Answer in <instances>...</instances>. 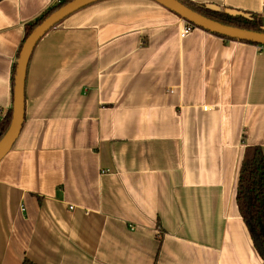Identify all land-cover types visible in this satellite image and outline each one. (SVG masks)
Returning a JSON list of instances; mask_svg holds the SVG:
<instances>
[{"label":"crops","instance_id":"0c3cea01","mask_svg":"<svg viewBox=\"0 0 264 264\" xmlns=\"http://www.w3.org/2000/svg\"><path fill=\"white\" fill-rule=\"evenodd\" d=\"M59 1H0V121L26 25ZM190 1L264 21V0ZM185 26L102 0L38 42L0 161V264H264L236 200L264 147V46Z\"/></svg>","mask_w":264,"mask_h":264},{"label":"water","instance_id":"95a60500","mask_svg":"<svg viewBox=\"0 0 264 264\" xmlns=\"http://www.w3.org/2000/svg\"><path fill=\"white\" fill-rule=\"evenodd\" d=\"M99 1L102 0H70L46 17L24 40L15 66L12 119L6 133L0 139V161L11 150L23 127L25 118V87L27 69L36 45L53 27L65 20L67 17ZM154 1L173 11L182 19L198 28L240 41H249L264 45V30L255 31L221 23L193 10L180 0ZM211 7L213 9H218L215 5H211ZM226 12L232 16L250 18L249 13L241 10L228 8Z\"/></svg>","mask_w":264,"mask_h":264},{"label":"trees","instance_id":"16d2710c","mask_svg":"<svg viewBox=\"0 0 264 264\" xmlns=\"http://www.w3.org/2000/svg\"><path fill=\"white\" fill-rule=\"evenodd\" d=\"M2 1V0H0ZM70 0H60L58 3L51 6L34 22L26 25L25 39L31 32L51 13L56 11L59 7L69 2ZM182 3L192 8L193 10L221 23L245 28L255 31L264 30L263 17L260 14L249 13L250 18L242 16L229 15L224 9H213L211 4H198L190 0H180ZM58 25V24H57ZM56 25V26H57ZM55 26V27H56ZM227 40H237L229 38L217 33ZM249 42V41H243ZM253 43V42H249ZM257 44V43H253ZM260 45V44H258ZM264 46V45H260ZM16 66V65H15ZM13 72V85L14 74ZM12 119V108H10L4 118L0 121V139L4 136L10 126ZM236 200L241 217L243 218L254 246L260 254L264 262V147L260 145L248 146L245 149L244 157L241 162L239 171V178L237 184ZM23 264H37L25 258Z\"/></svg>","mask_w":264,"mask_h":264},{"label":"built area","instance_id":"2783aa9c","mask_svg":"<svg viewBox=\"0 0 264 264\" xmlns=\"http://www.w3.org/2000/svg\"><path fill=\"white\" fill-rule=\"evenodd\" d=\"M196 26L186 21V26L182 32V36L188 35Z\"/></svg>","mask_w":264,"mask_h":264}]
</instances>
